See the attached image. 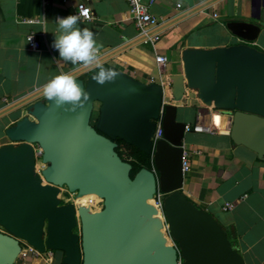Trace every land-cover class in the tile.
Segmentation results:
<instances>
[{
    "label": "water",
    "instance_id": "water-1",
    "mask_svg": "<svg viewBox=\"0 0 264 264\" xmlns=\"http://www.w3.org/2000/svg\"><path fill=\"white\" fill-rule=\"evenodd\" d=\"M263 7L264 0H251L252 20L260 19ZM226 28L244 43L185 49L183 73L169 78L171 100L181 101L187 89L204 106L228 112L231 141L264 161V52L250 46L260 27L236 21ZM124 47L101 56V64ZM95 69L69 72L88 94L74 111L57 107L42 88L0 109V117L25 111L5 130L10 144L0 147V264H14L23 242L39 252H61L62 264H244L217 220L181 193L186 124L177 122L174 105L162 103L160 84L108 67L118 76L101 85ZM160 117L162 138L154 144ZM117 139L150 156L151 169L131 178V164L116 152ZM34 148L41 151L39 173ZM64 187L77 198L97 196L102 208L62 203ZM157 189L166 195L163 217L149 203Z\"/></svg>",
    "mask_w": 264,
    "mask_h": 264
},
{
    "label": "crops",
    "instance_id": "crops-1",
    "mask_svg": "<svg viewBox=\"0 0 264 264\" xmlns=\"http://www.w3.org/2000/svg\"><path fill=\"white\" fill-rule=\"evenodd\" d=\"M79 1L0 0V109L42 88L53 77L81 66L60 59L58 50L51 46L55 35L60 34L56 18L73 15ZM204 1L156 0L149 10L161 27L155 44L138 40V29L129 16L126 0H87L92 19H79L77 26L95 34L97 44L102 45L100 57L125 46L102 66L114 67L146 84L166 83L170 76L182 74L181 55L185 49L209 50L243 44L226 28L229 22L258 25L260 32L250 46L264 52V7L260 19L252 20L251 0H217L165 26L170 19ZM23 19L38 22L27 24ZM29 33L35 35L39 50L28 49L25 37ZM157 55L168 59L162 73L155 62ZM166 103L177 108V122L191 125L202 117L217 129L211 134H185L182 147L190 171L183 176L181 193L217 220L244 264H264V161L231 141L226 133L230 114L219 115L216 109L204 106L195 91L186 89L181 101L167 99ZM93 114L97 116L98 105ZM24 115L21 109L0 117V147L10 144L5 130ZM226 203L233 208L224 211ZM62 257L61 252H54L53 264H62ZM14 264L44 263L34 258H17Z\"/></svg>",
    "mask_w": 264,
    "mask_h": 264
},
{
    "label": "built area",
    "instance_id": "built-area-1",
    "mask_svg": "<svg viewBox=\"0 0 264 264\" xmlns=\"http://www.w3.org/2000/svg\"><path fill=\"white\" fill-rule=\"evenodd\" d=\"M87 0H80L76 7L75 11L73 12V15H78L80 20L83 21H89L92 19V14L90 8L86 5ZM128 4V13L132 21L134 22L136 28L138 29V40L142 43H151L155 44L157 41H159V30L160 22L157 19V17L153 16L150 13V7L156 2V0H126ZM177 8H180V5H177ZM216 17V15L214 16ZM23 23L27 24H34L38 21L36 19H23ZM32 37L31 41L30 38ZM27 47L30 50H39L40 44L37 41L35 35L33 33H29L25 37ZM155 62L159 67L160 73L164 71V68L166 64L168 63V59L166 56L163 55H157L155 56ZM160 86L162 87L163 92V104H166L167 99H171V93H170V80L164 82H160ZM167 93V97H166ZM216 113L219 115H222L225 111L221 110H215ZM216 126L212 124H208L204 118L199 117L195 124L189 125L186 124L185 126V132H194V133H214L216 132ZM226 133L228 134V126ZM162 138V126H161V117L155 122V130L153 133V142H155ZM122 157L121 159L130 162L133 161L132 158L128 157L123 151H121ZM34 155L35 159L37 160V165L39 163V166H37V172L40 171V157H41V151L38 148H34ZM181 171L182 175L184 176L190 171V163L188 160L187 153L183 150L182 153V159H181ZM60 199L62 201L61 196H64L68 193L67 189L64 187L60 189ZM91 197L89 195V198L86 199L84 203H80V198H77L75 194H70V202L75 207H85L90 209L93 212L99 211L102 208V200L98 198L95 195H92ZM165 194L160 192L158 189L156 193L154 194L150 205L157 211L158 215L160 217H163V201L165 198ZM233 208V205L230 203H226L223 206L224 211L231 210ZM18 258L21 259H27V258H34L36 260L42 261L44 264H53L54 260V251L51 250H45L43 252H39L35 250L33 247L26 243H21V250L18 255ZM178 264H181L180 260H178Z\"/></svg>",
    "mask_w": 264,
    "mask_h": 264
},
{
    "label": "clouds",
    "instance_id": "clouds-1",
    "mask_svg": "<svg viewBox=\"0 0 264 264\" xmlns=\"http://www.w3.org/2000/svg\"><path fill=\"white\" fill-rule=\"evenodd\" d=\"M78 15H69L64 18L57 17L56 23L60 34L55 35L52 47L59 52L60 59L81 65L85 68H98L94 77L97 83L103 85L114 82L118 73L112 69H105L100 62V49L95 34L88 28L78 27ZM47 32V31H45ZM32 37L30 38L31 41ZM45 97L53 101L57 107L70 105L66 110L74 111L82 106L88 99L87 92L77 83L74 75L64 73L53 77L42 87Z\"/></svg>",
    "mask_w": 264,
    "mask_h": 264
},
{
    "label": "trees",
    "instance_id": "trees-1",
    "mask_svg": "<svg viewBox=\"0 0 264 264\" xmlns=\"http://www.w3.org/2000/svg\"><path fill=\"white\" fill-rule=\"evenodd\" d=\"M97 71H99V69ZM115 142L117 144L116 152L120 157H122L121 151H123L128 157L133 159V161L129 162L132 166V172L130 175L131 178L133 177V175L137 171H139L142 168L151 169V158H150V156L142 153L138 149L134 148L133 146H130L129 144H127V143H125L119 139H117Z\"/></svg>",
    "mask_w": 264,
    "mask_h": 264
},
{
    "label": "rangeland",
    "instance_id": "rangeland-1",
    "mask_svg": "<svg viewBox=\"0 0 264 264\" xmlns=\"http://www.w3.org/2000/svg\"><path fill=\"white\" fill-rule=\"evenodd\" d=\"M93 117H94V114H93ZM191 125H193V124H191ZM38 160H40V159H38ZM37 166H39V163H38ZM62 203H64V204L71 203L70 202V197H69V192L65 195V197L63 196ZM75 231H76V229H75Z\"/></svg>",
    "mask_w": 264,
    "mask_h": 264
},
{
    "label": "bare ground",
    "instance_id": "bare-ground-1",
    "mask_svg": "<svg viewBox=\"0 0 264 264\" xmlns=\"http://www.w3.org/2000/svg\"><path fill=\"white\" fill-rule=\"evenodd\" d=\"M166 97H167V93H166ZM90 196L93 197L92 195H90ZM61 198H63V196H61ZM87 198H89V195L81 197V198H80V203H84V202L86 201ZM150 202H151V201H150ZM150 202H149V203H150Z\"/></svg>",
    "mask_w": 264,
    "mask_h": 264
}]
</instances>
